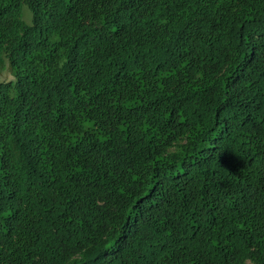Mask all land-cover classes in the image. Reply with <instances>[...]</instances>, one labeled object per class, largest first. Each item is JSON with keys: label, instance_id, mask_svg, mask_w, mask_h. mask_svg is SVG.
Wrapping results in <instances>:
<instances>
[{"label": "trees", "instance_id": "1", "mask_svg": "<svg viewBox=\"0 0 264 264\" xmlns=\"http://www.w3.org/2000/svg\"><path fill=\"white\" fill-rule=\"evenodd\" d=\"M0 264H264V0H0Z\"/></svg>", "mask_w": 264, "mask_h": 264}, {"label": "rangeland", "instance_id": "2", "mask_svg": "<svg viewBox=\"0 0 264 264\" xmlns=\"http://www.w3.org/2000/svg\"><path fill=\"white\" fill-rule=\"evenodd\" d=\"M8 73H6V72H4V73H2V75H7Z\"/></svg>", "mask_w": 264, "mask_h": 264}]
</instances>
